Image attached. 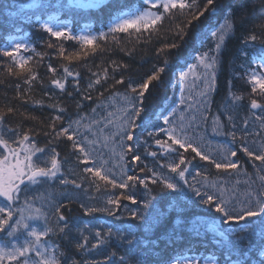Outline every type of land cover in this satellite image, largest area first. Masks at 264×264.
I'll return each mask as SVG.
<instances>
[{
	"label": "snow or ice",
	"instance_id": "snow-or-ice-1",
	"mask_svg": "<svg viewBox=\"0 0 264 264\" xmlns=\"http://www.w3.org/2000/svg\"><path fill=\"white\" fill-rule=\"evenodd\" d=\"M75 6L99 7L97 3ZM104 6L108 8L107 25L95 33L77 34L59 19V13L72 5L46 0L21 5V8H35L41 15L49 9L55 11L43 22L37 16V22L39 29L49 36L46 47L57 50L64 61L59 71L51 63L45 64L46 53L37 52L30 43L0 48V60L8 58L4 66L6 80L18 81L10 84L0 79V88H14L11 100L44 106L42 99L32 96L37 85L44 86L41 67L46 68L50 87L54 86L69 99L80 97L75 100L76 118L66 119L68 109L59 102L50 103L47 107L55 115L45 123L30 113L20 112L19 104L13 105L7 93L3 94L7 103L0 106V264H264V0H228L227 3L140 0L138 4L108 0ZM202 28H207V32ZM238 30L247 49L242 54L253 55L255 67L244 73V77L250 86L248 108L260 131L250 133L249 119L245 118L238 136L234 116L229 113L240 106L245 94L229 87L221 109L231 130L225 131L226 125L218 114L212 118V132L230 139L213 146L200 130V125L207 122L202 110L211 106L223 51ZM154 38L160 44L153 53L157 62L139 79L120 74L130 73L129 64L110 60L111 71L109 67L96 72L88 68L90 78L82 88L80 72L72 70L74 62L87 66L89 59L111 52L113 47L131 58L136 47L128 48L127 44L134 40L136 46H147ZM197 40L199 50L195 51L194 62L177 76L179 104L186 103L187 90V107L179 111L177 105L166 110L167 114L154 113L145 118L150 87L163 83V77L174 68L175 54L190 41ZM70 41L79 45L78 51L66 53L64 44ZM29 51L32 55L23 54ZM69 78L74 92L67 90ZM118 87H124V91H116ZM197 88L194 100L192 93ZM100 89L111 94L105 97ZM93 91L97 92L95 99ZM44 95L52 99L47 92ZM85 101L95 106L90 112L82 113ZM257 109L261 115L252 111ZM17 116V123H9V117ZM161 118L164 126L158 123ZM26 121L40 126L25 128ZM249 136L259 139L250 141ZM41 137L47 143L39 144ZM149 140L157 146V151H147ZM61 141L70 145L76 164L82 166L79 183L68 178V174H76L74 168L69 167L68 174L64 172L67 157H61L57 151ZM141 145L148 156L158 158L159 153L160 159L167 158L166 163L159 165L161 170L147 164L140 166L138 162L143 157L137 153ZM197 157L218 174L243 175L247 179L231 182L220 175L211 179L198 171L196 175L203 177L199 186L189 183L185 174ZM246 162L251 163L252 172L248 171ZM133 168L144 174V178L129 174ZM57 180L59 185L53 190L52 182ZM149 184L156 185L165 195L181 193L175 207L185 206L191 192L198 198V203L191 201L193 207L207 205L213 210L211 220L197 218L190 227L197 235L201 231L212 234L216 244L214 255H185L184 250L177 253L175 248L170 252L167 244L160 248L162 241L159 237L154 240L150 234L163 215L157 205L165 196L157 200ZM137 185H143L147 196L140 201L142 208L128 215L143 226V236L132 226L114 229L108 224L93 223L97 213L119 219L122 200L137 202L136 192L130 191ZM109 186L119 189V195H107ZM102 190L106 198L101 207L94 202L98 197L89 193ZM73 204H78L82 213L79 218L71 215ZM89 217L92 219H86Z\"/></svg>",
	"mask_w": 264,
	"mask_h": 264
},
{
	"label": "trees",
	"instance_id": "trees-1",
	"mask_svg": "<svg viewBox=\"0 0 264 264\" xmlns=\"http://www.w3.org/2000/svg\"><path fill=\"white\" fill-rule=\"evenodd\" d=\"M41 2V0H0V48L8 47L13 44V40L15 38L21 37L26 41L25 43L32 44L37 52L46 53L44 63H51L53 67L58 68L61 63H64L62 59L58 56L57 50L48 49L46 47V42L49 40V36L39 29L37 16H41V22L47 19V15L55 14V11L52 9L47 10L43 15L35 9L24 7L21 8V5H26L31 2ZM48 3H62L65 5H72V7H66L63 11L59 13V17L63 19V22L69 26L75 33L79 34L80 32H88L91 31L93 33L98 32L108 23V8L104 5L108 3V0H104L101 2L99 7L89 8V7H76L75 5L78 3L76 0H46ZM129 4H138L140 0H127ZM228 0H221V3H227ZM179 22V21H177ZM165 28H167V22L165 24ZM203 32H207V28H202ZM246 34V33H245ZM259 35V32L257 33ZM164 35V31L161 32V38ZM53 43H56L53 38ZM111 46V45H109ZM136 47V51L133 57H127L123 52L119 51L113 47V51L97 55L94 59H89L87 61V66L84 63H75L72 65L73 71H78L81 74V87L85 88L87 82L90 78V73L88 72V68H91L93 72L99 71L103 67H109V71L111 68L108 64L110 60L123 61L130 66V73H120L123 75H133L135 78L139 79L144 76L148 69L151 67L153 63H156L153 53L154 48L159 47L160 44L154 38L151 45H135V41L133 40L131 43L127 44L126 47ZM66 49V53H71L79 50V45L75 42H67L64 44ZM250 47V46H249ZM256 48H259V43L257 42ZM199 50V42L190 41L184 49L180 51L179 54H175L174 60V68L168 72L167 75L163 77V83L157 84L154 87H150V94L147 95L146 107L147 112L144 114L145 118L152 116V114H167L166 110H170L171 107H176L179 105V111H183L187 107V96L188 91H185L186 103L183 105L179 104L180 101V87L177 80V76L180 70H186V66L194 62V54L195 51ZM247 49L242 43L241 32L238 30L236 34L227 42V47L223 51V55L221 58V63L217 71V87L216 90L211 94V106L206 110H202L203 114L207 117L206 124L202 123L200 125V130L203 131L208 140L212 141V145L215 146L217 143H224L230 139V137L218 136L212 132V118L215 115H220L221 120L225 123V131L231 130L227 127V117L222 114L221 105L225 102V97H227L229 87L231 90L237 93H244L245 99L240 102V106L237 107L234 111L229 114L234 116V123L237 126V134L238 136L241 134L239 129L243 128L242 121L245 118L249 119L248 131L251 133L253 131H260L258 124L254 122V118L251 116V112L248 108V95L250 92V86L245 82L244 73H246L250 68L255 67L253 64V55L250 53L248 56H244L242 53ZM24 55H32L29 51L28 53H23ZM50 58V59H49ZM142 60H146V62H142ZM8 64V58H3L0 60V79H5L7 77L5 71V65ZM100 66L98 68L97 66ZM41 77L44 80V86L41 87L37 85L32 93L34 99L43 100L44 106L35 104H25L19 101L11 100V98L15 95L14 88H0V106H6L7 101L4 98V93H7L8 100H11L13 105L19 104V111L24 113H30L38 118L39 121H44L47 123V118L55 115L52 109L48 108L47 105L50 103L59 102L63 106H65L68 111L65 114L66 119L68 117L76 118V108H75V100H79L80 97L76 96L75 100L69 99L66 95H62L58 89H54V86H49L48 80L49 75L46 71V68L41 67L40 69ZM119 79V74L116 77ZM229 81H231V85H229ZM7 83L14 84L18 81H7ZM72 80L69 78V86L68 91L74 92L71 87ZM111 83V81H109ZM107 88V85H105ZM199 90L195 89L192 93L194 100L195 91ZM100 91H104V89H100ZM116 91L123 92L124 87H118ZM47 92L48 96L52 97L49 99L44 93ZM111 94V91H104V96L108 97ZM75 95V93H74ZM92 96L95 99L97 96V92L93 91ZM264 102V101H262ZM95 104L93 102L85 101L83 108L80 110L82 113L90 112V109L94 107ZM199 107V105H197ZM108 110H112L111 108ZM255 111L257 115H261L260 110H252ZM199 117V113L197 114ZM19 120V116L17 117H9V123L15 124ZM161 126L163 125L162 118L158 121ZM35 126L39 128V123L33 121H26L24 127H32ZM145 137L142 135L141 139ZM259 139V137L249 136V140ZM47 141L41 137L39 139V144H45ZM148 149L147 151H157V146L151 141H148ZM57 151L60 153L61 157H67V163L64 165V172L68 174V168L72 167L75 169V175L68 174L69 179H76L77 182H80V177L83 175L82 166H78L76 164L75 156L71 155L70 145L61 141L59 146L57 147ZM147 151H145V146L141 145L138 149V153L142 155V161L140 166L147 164L150 168L156 167L157 170H161L159 168L160 164L166 163L167 158L160 159L159 153L158 158H153L148 156ZM107 158V156L105 157ZM189 159H191V155H189ZM240 159L242 161L245 160L243 155L241 154ZM258 163V162H257ZM246 166L249 172H252L253 169L251 167L250 162H246ZM118 171V170H117ZM163 171L167 172V169H163ZM206 173L209 178L216 179L218 175L222 176L223 179L234 182L236 179H240L243 181L247 179L243 175L237 177L235 175L228 176L224 174H218L214 168H210L206 162L200 161L197 157L192 160L188 165V171L186 172V179L189 183H197L202 180V176H197V172ZM129 174H139L137 170L133 168ZM141 178H144V174H139ZM174 175V174H172ZM63 178V177H61ZM195 178V179H194ZM178 180L179 178L176 177ZM182 183V182H181ZM59 185V181L52 182L53 190H57ZM87 187V185H85ZM149 188L153 189L152 195L160 200L161 196H165L164 200H161L157 205L162 212L158 224L153 228L152 235L155 240L156 237H159V240L162 241L160 243V248L163 249L165 244L168 245V250L171 252L173 248H175L176 252L179 253L180 250H184L185 255H214V248L216 246L215 240L210 232L201 231L199 235L195 232L191 231V223L197 218H202L205 220H211L213 218V210L207 205H200L199 207H193L191 201L196 200L198 203V198L189 192V196L191 199L184 202L183 207H175L177 203V198L181 197V193H170L163 194L160 193L156 185L149 184ZM187 188V185H185ZM71 191V188L68 189ZM130 191H135L137 196V202L133 204L131 201L122 200L121 208L119 209L120 218L116 219L113 217H109L103 213L95 214L96 218L93 219L94 224H108L111 225L114 229L120 228L125 229L129 226H132L135 231L141 236L144 235L143 226L139 221H135L132 217L128 215L129 212L133 210H139L142 208V204L140 203L141 199L147 196V190L143 188V185H137L135 189H130ZM120 190H113L111 186L107 189V195H119ZM105 192L102 190L100 193L90 192L89 195L98 197L94 202L98 206L104 205V200L106 198ZM169 205H172L171 207ZM39 206V205H37ZM71 215L73 217L79 218L82 213L78 207V204H73L71 206ZM67 214V213H66ZM86 219H92L91 217ZM189 249L191 251H189ZM159 254V253H157ZM121 255L123 253L121 252ZM102 258V257H96ZM119 259V257H117ZM220 259H223L220 257Z\"/></svg>",
	"mask_w": 264,
	"mask_h": 264
},
{
	"label": "rangeland",
	"instance_id": "rangeland-1",
	"mask_svg": "<svg viewBox=\"0 0 264 264\" xmlns=\"http://www.w3.org/2000/svg\"><path fill=\"white\" fill-rule=\"evenodd\" d=\"M103 1L104 0H76V2H78L79 4H88V3H97V4H100ZM34 2H36V1H34ZM31 3H33V2H31ZM59 19H60L61 22H63V19H61L60 17H59ZM25 41L26 40L24 38L18 37V38H15L13 40V43H25ZM191 80H192V77L190 76L189 77V82H191ZM186 89H187V86H186Z\"/></svg>",
	"mask_w": 264,
	"mask_h": 264
}]
</instances>
